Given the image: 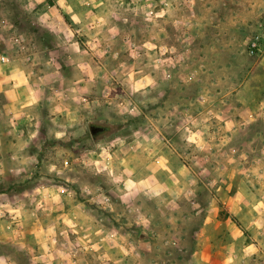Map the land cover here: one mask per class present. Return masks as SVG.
<instances>
[{"label": "clouds", "instance_id": "9594fccd", "mask_svg": "<svg viewBox=\"0 0 264 264\" xmlns=\"http://www.w3.org/2000/svg\"><path fill=\"white\" fill-rule=\"evenodd\" d=\"M0 264H264V0H0Z\"/></svg>", "mask_w": 264, "mask_h": 264}]
</instances>
